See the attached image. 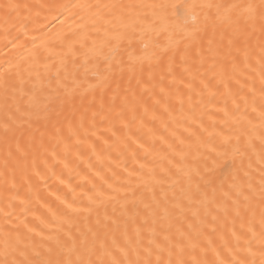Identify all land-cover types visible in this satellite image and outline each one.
I'll return each instance as SVG.
<instances>
[{
  "label": "snow or ice",
  "instance_id": "1",
  "mask_svg": "<svg viewBox=\"0 0 264 264\" xmlns=\"http://www.w3.org/2000/svg\"><path fill=\"white\" fill-rule=\"evenodd\" d=\"M44 7L79 9L80 23L40 44L33 36L28 56L0 65L6 189L27 155L18 131L41 149L46 136L68 148L96 135L97 118L115 137L117 123L130 130L146 118L167 131L165 117L179 112L187 136L173 132L158 166L113 190L125 192L119 217L105 210L102 222L105 200L89 197L95 209H76L82 220L65 216L47 234L6 219L0 264H264V0H0V19L6 31L26 29ZM221 166L232 171L217 182Z\"/></svg>",
  "mask_w": 264,
  "mask_h": 264
},
{
  "label": "bare ground",
  "instance_id": "2",
  "mask_svg": "<svg viewBox=\"0 0 264 264\" xmlns=\"http://www.w3.org/2000/svg\"><path fill=\"white\" fill-rule=\"evenodd\" d=\"M19 2L30 5H72L95 3L96 0H19ZM37 11L40 12L39 17L35 15ZM77 12L79 9L64 10L63 15H60L57 9L34 8L31 20L26 22L28 24L26 29L18 23L15 28L9 27L8 31L5 30L2 19H0V65H3L5 61L15 64L21 61L22 57L28 56L33 48L31 42L33 36L38 38L36 44H40L41 40L51 39L57 32L69 33L77 30V25L80 23L79 17L73 15ZM54 16L57 18L53 19ZM61 21L65 22L61 24ZM37 25H47V27ZM25 31L27 35L23 34ZM57 51L60 50L57 49ZM176 107L179 108L178 105ZM185 110H187V105H185ZM196 116L198 119L199 110ZM3 118V111L0 110V121ZM165 121L168 123L167 131L159 120L152 121L149 118L145 119L143 126L139 121L132 124L130 130L121 129L117 123L115 129L117 135L113 137L110 131H106L108 124L97 118L96 127L92 129L96 135H92L91 132L87 137L82 135L83 143L81 144H77L76 138H73L68 142V148L65 147V143L55 139L48 141L46 136V150L41 149L38 143L29 144L27 133L21 137L18 131L16 135L25 146L27 155L21 158L16 167V187H10L12 179L9 173L7 189L4 180V160L9 145L5 144L3 134L0 132V225L4 224L6 219L18 224L26 218L29 227H34L37 231L47 234L54 230L56 224L65 216L73 220H82L85 213L77 212L76 209L89 206L95 209L97 205L90 203L89 197L93 201L105 200L106 209L104 206L98 209L102 222L105 210L109 216L119 217L120 203H123L120 198L125 195V192L113 193V190L135 188L141 176H147L150 167L158 166L160 157L167 153V143L175 139L173 132L176 136H187L184 132L187 124L179 112L174 120L165 117ZM205 123H207L206 117ZM21 131L24 130L21 129ZM36 136L38 139V132ZM128 136H131V139H128ZM161 136L165 138L164 141L160 139ZM133 141L136 142L133 143ZM141 144L143 148L139 147ZM93 146L95 151H93ZM11 148L14 152V142L11 143ZM141 164L145 165L143 170L140 168ZM208 165L212 166L211 159L208 160ZM231 171V168L222 166L217 168V182L229 177ZM129 173L132 175L130 176ZM109 184L112 188L108 187ZM98 192H102L103 197H98ZM110 194H116L120 202L107 200ZM114 206L115 214H113ZM49 209L56 213V219L53 218ZM6 213H11V215L6 217ZM91 219L94 225L95 212ZM41 220L44 221L43 224ZM107 223L110 224V221Z\"/></svg>",
  "mask_w": 264,
  "mask_h": 264
}]
</instances>
